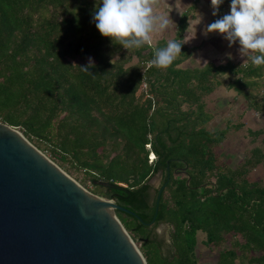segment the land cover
<instances>
[{
	"label": "trees",
	"instance_id": "obj_1",
	"mask_svg": "<svg viewBox=\"0 0 264 264\" xmlns=\"http://www.w3.org/2000/svg\"><path fill=\"white\" fill-rule=\"evenodd\" d=\"M193 1L180 12L172 40L182 41L199 0ZM230 2L223 0L211 23ZM99 4L0 0V120L85 171L96 193L136 213L140 219L115 209L124 228L140 236L147 264H199L197 231L202 245L218 248L215 264H264V185L248 176L264 167V151L254 146L241 164L227 165L218 147L228 124L207 128L212 115L204 100L229 74L228 87L248 108L264 111V66H180L191 52L183 43L169 67H144L167 41L129 51L114 44L95 27ZM89 58L94 66L84 72ZM159 170L151 195L149 180ZM160 223L170 227L164 249L150 238Z\"/></svg>",
	"mask_w": 264,
	"mask_h": 264
},
{
	"label": "water",
	"instance_id": "obj_2",
	"mask_svg": "<svg viewBox=\"0 0 264 264\" xmlns=\"http://www.w3.org/2000/svg\"><path fill=\"white\" fill-rule=\"evenodd\" d=\"M115 209L0 120V264H147Z\"/></svg>",
	"mask_w": 264,
	"mask_h": 264
},
{
	"label": "rangeland",
	"instance_id": "obj_3",
	"mask_svg": "<svg viewBox=\"0 0 264 264\" xmlns=\"http://www.w3.org/2000/svg\"><path fill=\"white\" fill-rule=\"evenodd\" d=\"M192 4H194L193 0H159L154 10L159 15L169 17V26L163 33L154 34L151 43L161 38L167 42L172 40L175 35L176 22L180 16V12ZM224 4V8L228 13L230 11V4ZM212 13L213 9L209 0H199L196 9L189 14L187 21L188 26L183 33L182 41L187 40L184 44L190 47L191 52L189 59L182 62L180 66H201L209 60H213L214 62L230 61L236 64H243L247 61L246 57L241 56L238 51V42L229 46L228 41L221 35L215 32L205 34L207 25L211 24ZM229 55L231 58H229ZM232 77L233 76L229 74L220 75L222 84L216 87L210 94L206 95L204 100L207 110L212 115V119L207 124V128L214 130L225 127L228 124V131L218 149L227 165L236 167L241 164L243 159L250 155L252 147L260 146L264 151V146L261 143L264 134V111L259 112L248 108L247 99L241 94H237L234 89L228 87L227 84ZM235 124L238 125L235 126ZM259 128L263 129V133L256 136L249 134L250 131ZM30 142L82 187L101 196L95 192V186L85 171L69 163L53 158L49 151L43 147V144L38 146L34 144L33 141ZM151 157L152 156L149 155V159ZM177 171L181 172L183 168ZM248 176L251 181H257L261 185H264V167H262L261 164L250 168ZM161 178L162 172L160 170L150 178L149 183L152 186L150 189L151 195H153L155 187L160 184ZM169 230L170 227L167 224L160 223L151 229L150 238L155 236V239L163 242L164 249L166 242L169 240ZM127 232L140 250V236L137 233H130L128 230ZM203 234L204 233L201 231H197L196 233V257L199 260V264H215L218 248L202 245L203 243L200 239L204 237ZM235 264L240 263L236 260Z\"/></svg>",
	"mask_w": 264,
	"mask_h": 264
},
{
	"label": "clouds",
	"instance_id": "obj_4",
	"mask_svg": "<svg viewBox=\"0 0 264 264\" xmlns=\"http://www.w3.org/2000/svg\"><path fill=\"white\" fill-rule=\"evenodd\" d=\"M159 0H102L92 19L99 34L109 37L114 44L129 50L151 45L154 34L163 33L169 26V17L159 15L155 7ZM213 15L223 0H210ZM217 33L229 46L238 42L239 53L252 67L264 66V0H231L230 11L207 25L206 33ZM169 40L165 47L154 48L150 67H169L181 53L186 42ZM229 58L231 56L229 55ZM91 58L84 72L93 67ZM249 64H245L248 67Z\"/></svg>",
	"mask_w": 264,
	"mask_h": 264
},
{
	"label": "built area",
	"instance_id": "obj_5",
	"mask_svg": "<svg viewBox=\"0 0 264 264\" xmlns=\"http://www.w3.org/2000/svg\"><path fill=\"white\" fill-rule=\"evenodd\" d=\"M151 60H147V61H145L144 62V67H148L149 66V62H150ZM142 88H144L145 89V83H143L142 84ZM152 157H153V155L152 154H150ZM152 157L150 158V160L152 159Z\"/></svg>",
	"mask_w": 264,
	"mask_h": 264
}]
</instances>
